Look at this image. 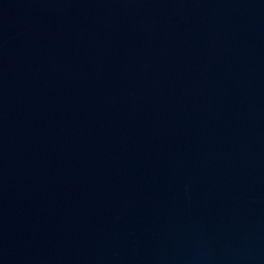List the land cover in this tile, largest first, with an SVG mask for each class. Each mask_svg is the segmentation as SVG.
Here are the masks:
<instances>
[{"label": "water", "instance_id": "95a60500", "mask_svg": "<svg viewBox=\"0 0 264 264\" xmlns=\"http://www.w3.org/2000/svg\"><path fill=\"white\" fill-rule=\"evenodd\" d=\"M0 264H264V0H0Z\"/></svg>", "mask_w": 264, "mask_h": 264}]
</instances>
